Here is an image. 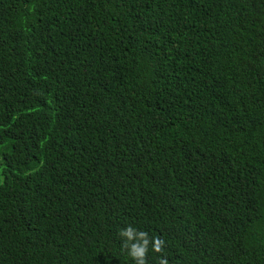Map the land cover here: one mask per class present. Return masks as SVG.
<instances>
[{"label":"trees","instance_id":"16d2710c","mask_svg":"<svg viewBox=\"0 0 264 264\" xmlns=\"http://www.w3.org/2000/svg\"><path fill=\"white\" fill-rule=\"evenodd\" d=\"M264 264V0H0V264Z\"/></svg>","mask_w":264,"mask_h":264},{"label":"clouds","instance_id":"9594fccd","mask_svg":"<svg viewBox=\"0 0 264 264\" xmlns=\"http://www.w3.org/2000/svg\"><path fill=\"white\" fill-rule=\"evenodd\" d=\"M119 235L125 238L123 248L127 250L135 264H146V254L150 243L152 250L156 253H161L165 244L159 237H153L150 241L146 232L137 231L131 226L121 230ZM159 264H168V262L166 259H160Z\"/></svg>","mask_w":264,"mask_h":264}]
</instances>
